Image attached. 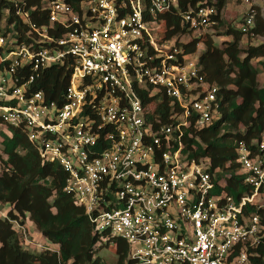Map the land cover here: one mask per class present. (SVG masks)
Segmentation results:
<instances>
[{
    "label": "built area",
    "instance_id": "2783aa9c",
    "mask_svg": "<svg viewBox=\"0 0 264 264\" xmlns=\"http://www.w3.org/2000/svg\"><path fill=\"white\" fill-rule=\"evenodd\" d=\"M4 1L20 30L3 10L0 120L25 132L41 164L61 166L63 190L96 231L122 238L134 264H251L247 251L264 227L246 208H264V137L237 147L240 172L253 187L238 199L208 161L188 158L181 137L191 124L218 118L217 87L184 52L189 40L164 32L163 16L178 14L200 37L217 23L215 0H46L43 25L32 21L25 0ZM237 1L246 6L237 26L245 34L264 0ZM154 21L163 24L158 39ZM66 63L71 74L59 104L35 81ZM164 98L167 125L157 112Z\"/></svg>",
    "mask_w": 264,
    "mask_h": 264
},
{
    "label": "trees",
    "instance_id": "16d2710c",
    "mask_svg": "<svg viewBox=\"0 0 264 264\" xmlns=\"http://www.w3.org/2000/svg\"><path fill=\"white\" fill-rule=\"evenodd\" d=\"M45 1L25 0V8L38 25L47 22V12L41 9ZM227 1L213 2L218 11L215 26L225 28L224 35L231 39L217 46L212 37L206 35L204 49L198 57L203 81L217 87L219 116L202 128H193L191 124L184 130L181 140L188 158L208 161V170L216 181L225 184L226 193L238 199L253 187L244 181L245 175L240 172L237 147L240 142L250 145L264 137V86L258 81L261 71L252 62L264 59V43L248 45L245 49H241L239 43L244 35L264 37V16L258 11L254 27L244 34L238 27L226 25L221 18ZM6 8L10 10L7 23H14L15 29L20 30L19 19L4 0H0V21ZM163 18L167 37L191 34L180 15L166 14ZM199 38L184 43V52L194 53ZM261 65L264 71L263 61ZM70 74L67 63L50 66L36 79L34 88L42 90L48 100L61 104ZM151 100L148 98L146 102ZM157 105L160 124L171 123L168 100L164 98ZM8 129L11 135L0 131L5 155L0 157V206H9L6 217L0 216V264H108L97 252L112 245L117 256L115 264H134L127 243L120 237L98 233L74 197L63 190L66 172L61 166L54 162L41 164L25 132L14 127ZM260 191L264 192L263 187ZM246 211H257L264 227V208L249 205ZM26 216L49 243L58 247L56 251L32 252L22 247L12 220L23 223ZM247 253L251 264H264V229L260 242Z\"/></svg>",
    "mask_w": 264,
    "mask_h": 264
},
{
    "label": "rangeland",
    "instance_id": "374dc122",
    "mask_svg": "<svg viewBox=\"0 0 264 264\" xmlns=\"http://www.w3.org/2000/svg\"><path fill=\"white\" fill-rule=\"evenodd\" d=\"M263 0H251L254 4H260L262 5ZM246 6L244 4H240L237 0H228L226 3L225 8L221 12V18L223 19L224 23L226 25H230L233 28H236L238 24L240 23L241 17L243 16L245 12ZM258 11H262L264 13V9ZM149 27L151 28L153 35L155 38H159L161 33H158V31H161L163 29L162 22L157 23L156 21L152 22ZM225 28L218 27V26H209L204 30L199 38L200 42L197 45V49L194 53H191L189 56L193 60H197L201 51L204 49L203 45V39L206 35H210L214 41V43L217 46H222L224 41H228L231 38L229 36L224 35ZM197 34L192 32L191 34L186 33L181 37L182 42H186L190 40L191 38H196ZM260 43H264V37H254V36H248L244 35L242 36V39L239 43L241 49H245L248 47V45H258ZM259 61V62H257ZM262 61L264 62V59L256 60L253 59L252 62L260 69L261 73L258 75V81L260 86H264V71L263 67L261 65ZM0 131L5 132L9 135H11V131L8 129L7 125L3 122H0ZM0 157L4 158L5 155L2 153V146L0 143ZM264 202V192L263 195H261V200ZM9 209V206H0V216H2V213H6L5 211ZM18 223V224H17ZM13 224V227L16 229L18 233V237L22 243V247L26 248L29 251L32 252H39L43 250H50V251H56L57 246L52 245L49 243L37 230L35 225L31 220L28 219V216H26L23 219V223L17 222ZM97 255L101 257L105 262L108 264H115L117 260V256L115 255V248L114 246H106L105 248H102L97 252Z\"/></svg>",
    "mask_w": 264,
    "mask_h": 264
},
{
    "label": "crops",
    "instance_id": "0c3cea01",
    "mask_svg": "<svg viewBox=\"0 0 264 264\" xmlns=\"http://www.w3.org/2000/svg\"><path fill=\"white\" fill-rule=\"evenodd\" d=\"M262 87H263V85H262Z\"/></svg>",
    "mask_w": 264,
    "mask_h": 264
}]
</instances>
